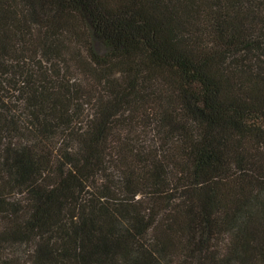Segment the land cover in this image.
Listing matches in <instances>:
<instances>
[{"label": "trees", "instance_id": "1", "mask_svg": "<svg viewBox=\"0 0 264 264\" xmlns=\"http://www.w3.org/2000/svg\"><path fill=\"white\" fill-rule=\"evenodd\" d=\"M0 264H264V0H0Z\"/></svg>", "mask_w": 264, "mask_h": 264}, {"label": "rangeland", "instance_id": "2", "mask_svg": "<svg viewBox=\"0 0 264 264\" xmlns=\"http://www.w3.org/2000/svg\"><path fill=\"white\" fill-rule=\"evenodd\" d=\"M75 74H76V76L79 78V77H83L82 76V74H80V70H79V68H77V69H75Z\"/></svg>", "mask_w": 264, "mask_h": 264}]
</instances>
